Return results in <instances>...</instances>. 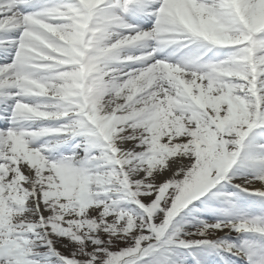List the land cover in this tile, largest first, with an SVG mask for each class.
Wrapping results in <instances>:
<instances>
[{"label":"snow or ice","instance_id":"obj_1","mask_svg":"<svg viewBox=\"0 0 264 264\" xmlns=\"http://www.w3.org/2000/svg\"><path fill=\"white\" fill-rule=\"evenodd\" d=\"M0 264H264V0H0Z\"/></svg>","mask_w":264,"mask_h":264}]
</instances>
